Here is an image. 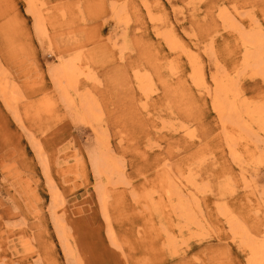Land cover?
<instances>
[{
  "label": "rangeland",
  "instance_id": "rangeland-1",
  "mask_svg": "<svg viewBox=\"0 0 264 264\" xmlns=\"http://www.w3.org/2000/svg\"><path fill=\"white\" fill-rule=\"evenodd\" d=\"M262 40L264 0H0V264H250Z\"/></svg>",
  "mask_w": 264,
  "mask_h": 264
},
{
  "label": "bare ground",
  "instance_id": "bare-ground-1",
  "mask_svg": "<svg viewBox=\"0 0 264 264\" xmlns=\"http://www.w3.org/2000/svg\"><path fill=\"white\" fill-rule=\"evenodd\" d=\"M255 29V28H254ZM256 33V32H255ZM252 34V33H251ZM248 36V35H247ZM254 36H255V34H254ZM253 36V37H254ZM260 36V35H259ZM258 36V37H259ZM261 37V36H260ZM252 39V38H251ZM260 39V38H259ZM253 40H255V39H252V41ZM255 42V41H254ZM253 42V44H254V53H251V51H250V54L249 53H247V55H250V57L251 56H253V57H256L257 58V61L255 62L257 65H259V67H260V72L262 73V74H264V41L262 40V42H258V43H254ZM253 46V45H252ZM252 50V49H251ZM248 51V50H247ZM246 51V52H247ZM253 52V51H252ZM255 59V58H254ZM249 61V60H248ZM247 62V61H246ZM250 63H251V61H249ZM248 63V62H247ZM249 63V64H250ZM74 64H76V63H74ZM255 65V64H254ZM253 65V66H254ZM257 65H255V67L257 66ZM247 68V67H246ZM66 70L68 69V68H65ZM62 70V69H61ZM75 70V69H74ZM73 70V71H74ZM259 70V69H258ZM68 71V70H67ZM71 72V71H70ZM79 72V71H78ZM258 72V71H257ZM81 73V72H80ZM83 73V72H82ZM63 74V73H62ZM69 76H71V75H69ZM72 77V76H71ZM140 78V77H139ZM73 79V78H72ZM71 79V80H72ZM68 80H70V79H68ZM67 80V78L65 79V86L64 87H66L68 84L70 85V83H68L67 84V82H69ZM70 80V81H71ZM139 81H140V79H139ZM72 82V81H71ZM68 85V86H69ZM5 86V85H4ZM68 86H67V88H68ZM225 87V86H224ZM229 87V86H228ZM216 88V87H215ZM226 88V87H225ZM223 89L224 90V92H225V101H223V103L221 104V110H223V112L224 113H226V114H228L229 116L230 115H234L235 113H236V110L238 109L237 108V106H236V104L235 103H233V97L234 96H231V95H229L228 93H229V89L228 88H226V89ZM63 89H65V88H63ZM219 89V88H218ZM61 90V89H60ZM217 93V92H216ZM227 93V94H226ZM218 94V93H217ZM219 95V94H218ZM238 95V94H237ZM231 96V100L229 99V100H227L226 99V97L228 98V97H230ZM223 97V96H222ZM217 98H219V97H217ZM216 98V99H217ZM246 98V97H245ZM215 99V98H214ZM220 99V98H219ZM235 99V98H234ZM222 100V99H221ZM87 102V101H86ZM214 103H215V101H214ZM219 104V103H218ZM249 104V103H248ZM255 104V103H254ZM216 105V104H215ZM217 106V105H216ZM243 106V105H242ZM242 106H240V107H242ZM243 107H245V106H243ZM218 108V107H217ZM247 109V108H246ZM238 111V110H237ZM243 111V110H242ZM246 112H247V114L250 116V118L252 119V120H254V121H256L258 124H259V126H260V129H262V130H264V107H263V105H257V107L256 108H249V109H247V110H245ZM219 114V113H218ZM238 114H240V113H238ZM243 115H245V114H243ZM225 116V115H224ZM238 116V119H240L241 120V118H240V116L239 115H237ZM228 117V116H227ZM248 118V117H247ZM229 120V119H228ZM239 123H241L240 124V126L241 127H244V125L245 124H242V121H239ZM249 125V124H248ZM246 126H247V123H246ZM255 126H256V124H255ZM247 128H249V127H247ZM262 137V136H261ZM262 153H264V152H262ZM264 155V154H263ZM261 158V157H260ZM104 159V158H103ZM262 159V158H261ZM105 160V159H104ZM104 163V162H103ZM105 163H107V160H106V162ZM104 163V164H105ZM108 167V166H107ZM186 179V178H185ZM188 179V178H187ZM168 181V180H167ZM189 180H187V182H188ZM166 182V181H165ZM190 183H192L191 181H189ZM193 184V183H192ZM183 189V188H182ZM189 190V189H188ZM166 191H167V189H166ZM178 191V190H177ZM170 196V195H169ZM178 196H180V194H178ZM177 196V197H178ZM184 196V195H183ZM183 196H182V199H180L181 201H178V203L180 202V205H179V211H180V215H183V216H188L189 214H188V212H191V211H189V205H188V203H184V201L185 200H183ZM176 197V196H175ZM180 198H181V196H180ZM186 202V201H185ZM178 203L176 204V205H178ZM176 211H177V209H176ZM178 211V212H179ZM191 214H193L192 212H191ZM191 216V215H190ZM192 218V217H191ZM191 218L189 219V220H191ZM187 219V220H188ZM193 221V220H192ZM235 228V227H234ZM236 228H238V227H236ZM234 233H236V232H234ZM243 236L245 237L246 235L245 234H243ZM244 242L246 243V245H247V250H248V252H249V256H248V259L250 260V264H264V231H263V233H262V239H260V240H256L255 239V237H246V238H244Z\"/></svg>",
  "mask_w": 264,
  "mask_h": 264
}]
</instances>
